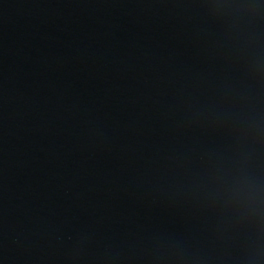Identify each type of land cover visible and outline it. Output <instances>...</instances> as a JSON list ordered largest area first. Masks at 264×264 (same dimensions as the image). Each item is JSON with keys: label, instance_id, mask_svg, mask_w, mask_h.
I'll return each instance as SVG.
<instances>
[{"label": "water", "instance_id": "obj_1", "mask_svg": "<svg viewBox=\"0 0 264 264\" xmlns=\"http://www.w3.org/2000/svg\"><path fill=\"white\" fill-rule=\"evenodd\" d=\"M0 264H264V0H0Z\"/></svg>", "mask_w": 264, "mask_h": 264}]
</instances>
